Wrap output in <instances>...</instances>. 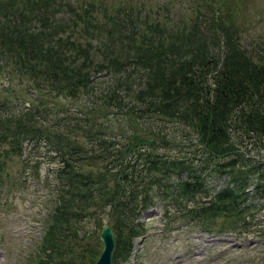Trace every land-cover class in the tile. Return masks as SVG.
I'll use <instances>...</instances> for the list:
<instances>
[{"label":"trees","instance_id":"16d2710c","mask_svg":"<svg viewBox=\"0 0 264 264\" xmlns=\"http://www.w3.org/2000/svg\"><path fill=\"white\" fill-rule=\"evenodd\" d=\"M97 7L94 0H79L77 5H64L62 0H0V56L20 72L48 80L54 92L75 87L96 95L102 90L107 105L122 110L127 105L122 94L125 81L132 77L128 70L144 71L131 89V111L186 124L190 131L178 124L172 132L190 141L188 149L199 148L200 153L184 154L179 141L174 142L180 149L175 155L166 152L171 136L152 126L145 133L152 135L150 142L135 140L133 146L116 150L111 144L114 136L96 119L69 112H55L48 119L39 106L32 111L18 105L13 110L9 101L2 102L0 145L8 146L3 152L22 156L28 149L38 150L56 165L54 204L37 264H89L78 256L83 247L93 255L95 246L83 244L82 252L74 254L78 241L85 239L80 233L82 220L93 217L96 226L103 227L106 213L117 235L114 255L127 260L133 238L141 234L140 214L159 201H165L168 215L177 209L206 231H212L220 218L225 232L256 226L262 219L258 213L264 210V157L252 160L231 142L234 131L244 141H264V54L253 53L240 41L230 9L227 15L218 8L208 10L206 19L175 30L157 20L150 22L149 12L139 17L132 6H120L110 14L105 10L101 20L94 12ZM88 36L99 45L82 42ZM103 72L111 82L98 88L96 76ZM123 73L124 80L119 76ZM77 130L91 145L71 136ZM100 159L105 172L84 168ZM212 176L227 177L226 183L214 187L208 179ZM257 196L263 203L250 201Z\"/></svg>","mask_w":264,"mask_h":264},{"label":"rangeland","instance_id":"374dc122","mask_svg":"<svg viewBox=\"0 0 264 264\" xmlns=\"http://www.w3.org/2000/svg\"><path fill=\"white\" fill-rule=\"evenodd\" d=\"M62 1L64 5L79 3V0ZM99 1L103 2V6L108 8L109 12H113L114 7L121 4H128L138 9V14L142 18L149 12L150 22L157 20L174 27L175 30H181L190 23H199L202 18L206 19L205 16L209 15L208 10L223 8V5H226L227 8H232L236 16L232 20L240 29V41L253 53L264 54V0ZM99 3L97 4L100 5ZM61 16L68 18L69 14L61 13ZM79 26L83 27V24ZM88 40L96 46L99 45L97 40H92L89 36L82 42L88 43ZM129 72H132V77L125 81L126 86L122 92L127 105L122 110L118 106L107 105L106 99L102 96V90H98L96 95L79 90L77 100H74L72 95L54 92L48 87V80L34 77L25 70L20 72L19 67L17 68L14 63H7L0 56V104L9 101L8 106H11L13 110H16L18 105H21V108L27 106L29 109L26 110L39 106L43 110V117L48 119H53L52 114L55 112L61 115L69 112L77 118L96 119L107 126L104 130H107L108 134L114 136L111 144L116 150L125 149L128 145L133 146L136 144L135 140L144 139V142H150L152 135L145 133L148 127L152 126L161 128L164 133L171 136V146L166 148V152L179 151L180 149L174 145L175 141H179L184 154L200 153L196 152L197 149L200 150L199 148H193L195 151L188 149L190 141H184L182 136L172 132L178 124L186 131H190L186 124L174 123L175 121L171 122L161 117L150 118L145 114L140 115L131 111L134 101L131 89L137 86L145 73L135 71L133 68H130ZM125 75L123 73L119 76L124 80ZM107 78L104 72L98 74L96 80L99 84L96 86L100 88L110 83L111 80L107 81ZM209 78L213 84V77L210 75ZM76 134L72 133L71 136H78L80 142L87 146L91 145V140L84 136L83 131L77 130ZM186 134V137H189L188 132ZM243 137L234 131L231 143H236L244 156L255 161L262 159L264 141L258 143L248 139L244 141ZM5 148L7 146L0 145V264H37L44 220L51 208L50 191L57 184L54 172L56 165L50 163L48 157L40 156L38 150L28 149L20 156L11 152L4 153ZM38 149L45 151V148ZM102 160L104 159L90 163L85 161L87 165L84 168L95 172H105ZM249 162L246 161L247 165ZM239 163L238 167H243L241 159ZM26 170L28 173H25ZM111 170L109 171L111 173L116 171L115 168ZM208 179L212 186L221 187L226 183L227 177L212 176ZM113 183L110 182L109 185L112 186ZM250 201L263 203L258 196ZM164 216L160 206L144 211L139 218L140 223L145 225L143 229H140L144 235L133 239L134 251L127 261H121L115 257L113 264H264V236L261 235L263 228L259 229L261 226L264 227V210L258 213L262 219L255 223L256 226L238 233L221 231L224 223L222 218L218 219L216 225L212 227L213 230L208 232L204 227L196 225L193 221L184 220L181 216H176L169 223ZM102 219L104 225L111 222L108 213L104 214ZM101 229L96 226L93 217L88 216L82 220L80 233L85 239L78 241L76 253H74L76 257L82 252L81 246L87 243L95 246L93 255L97 257L103 248L100 240ZM83 248V254L78 258L84 260L86 257L87 263L92 264L94 256L90 254L89 248Z\"/></svg>","mask_w":264,"mask_h":264},{"label":"water","instance_id":"95a60500","mask_svg":"<svg viewBox=\"0 0 264 264\" xmlns=\"http://www.w3.org/2000/svg\"><path fill=\"white\" fill-rule=\"evenodd\" d=\"M72 93L75 94V90H73ZM100 238L104 244V248L95 264H112L113 252L115 248V235L110 224L103 228Z\"/></svg>","mask_w":264,"mask_h":264},{"label":"bare ground","instance_id":"6f19581e","mask_svg":"<svg viewBox=\"0 0 264 264\" xmlns=\"http://www.w3.org/2000/svg\"><path fill=\"white\" fill-rule=\"evenodd\" d=\"M230 249H232V248H230Z\"/></svg>","mask_w":264,"mask_h":264}]
</instances>
